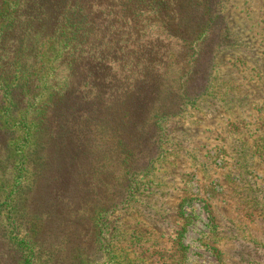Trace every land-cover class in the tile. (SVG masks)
I'll return each instance as SVG.
<instances>
[{"label":"trees","instance_id":"trees-1","mask_svg":"<svg viewBox=\"0 0 264 264\" xmlns=\"http://www.w3.org/2000/svg\"><path fill=\"white\" fill-rule=\"evenodd\" d=\"M218 11L219 0H0V264H64L57 256L78 217L92 225L110 208L76 198L73 175L99 152L131 169L129 131L145 139L136 148L148 146L158 120L149 97L155 53L172 40L184 50L201 34L218 40L226 33ZM186 15L205 29L198 38L181 28ZM192 74L177 79L178 93L195 88Z\"/></svg>","mask_w":264,"mask_h":264},{"label":"rangeland","instance_id":"rangeland-1","mask_svg":"<svg viewBox=\"0 0 264 264\" xmlns=\"http://www.w3.org/2000/svg\"><path fill=\"white\" fill-rule=\"evenodd\" d=\"M219 8L226 33L218 40H200L205 29L185 11L181 28L196 29L199 40L184 50L172 40L155 53L149 97L158 120L148 146L136 148L145 139L129 131L131 169L99 152L73 175L76 198L110 208L94 226L78 217L57 256L64 264H264V0H219ZM192 73L195 88L178 93L177 79Z\"/></svg>","mask_w":264,"mask_h":264}]
</instances>
